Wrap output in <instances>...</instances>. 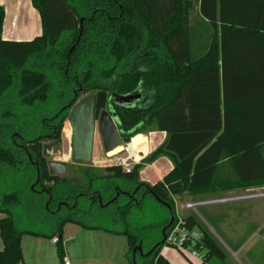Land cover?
<instances>
[{
	"label": "trees",
	"instance_id": "1",
	"mask_svg": "<svg viewBox=\"0 0 264 264\" xmlns=\"http://www.w3.org/2000/svg\"><path fill=\"white\" fill-rule=\"evenodd\" d=\"M32 4L42 34L30 41L2 39L0 8V264L22 263L23 236L56 239L63 264L67 224L125 237L128 263L134 248L149 253L160 243L136 260L170 264L160 254L169 213L150 192L172 207L169 194L193 197L264 186V0ZM201 28L208 43L200 39ZM196 40L206 43L201 54ZM136 91L142 99L132 108L111 103L121 139L144 150L141 133L152 126L165 134L161 146L128 174L111 165L104 169L108 178L86 175V186L49 174L43 142L61 143L75 93L77 98L93 93L98 116L110 94ZM159 157L173 168L153 185L141 183L143 164ZM223 165L231 176L219 175ZM120 175L144 188L143 197L105 206L110 197L100 185ZM92 193L102 206L97 198L87 199ZM186 221L203 235L202 264L214 256L223 260L198 221L192 215Z\"/></svg>",
	"mask_w": 264,
	"mask_h": 264
},
{
	"label": "rangeland",
	"instance_id": "2",
	"mask_svg": "<svg viewBox=\"0 0 264 264\" xmlns=\"http://www.w3.org/2000/svg\"><path fill=\"white\" fill-rule=\"evenodd\" d=\"M190 20L193 22L197 20L196 9L191 12ZM192 24L195 26L194 23ZM199 36L201 40L208 43L206 40L207 32L205 33L203 28L200 29ZM205 42L203 44L200 43L199 40L195 41V48L200 49L198 54H201L204 50L203 48L206 46ZM92 94L93 93L90 92L83 93L80 95L78 101L85 97L92 96ZM153 130L154 127L151 126L148 127L145 132H142L141 134L143 135L141 136L140 141L147 142L146 134L152 133ZM70 138L69 125L65 120L61 131V143L54 145L53 143L51 144L45 141L43 142V145H50L52 149L51 155L46 158L47 161H56L67 165V171L61 177L66 179V181L73 186H86L88 180L86 175L93 178H98V176L108 178L104 172L105 167L113 165L116 160L124 154L121 152L122 154L112 157H110L109 154H105L103 152L101 141L97 134H95L91 161L89 163L75 162L70 156ZM149 140L150 147L157 148L164 142V137L161 134L151 135ZM127 147L129 153L131 150H134L136 155L140 154V152L147 153L148 151V145H146V147L144 146V150H142V148L136 150V148H133L130 143L125 144L122 141L121 148L124 150V148ZM136 157L137 159L140 158V161L145 158L141 155H137ZM167 161H169V159L167 160L165 157H159L153 162V165L144 164L142 168L144 170V175L139 176L140 182H145V184L148 185L152 183L154 184V182L157 181V174L152 166L158 169L161 163H167ZM157 173L161 175V169H158ZM219 175L226 176L227 167L223 165L219 170ZM228 176L230 175L228 174ZM242 190L246 189L229 191L225 194ZM188 197L189 196L184 194L182 196L183 200H181L187 201L190 199H200L210 196L202 195ZM262 204H264V200H254L238 204L199 208L197 209L196 214L190 211L183 213L185 216L187 214L194 215L198 223L209 233L214 242L225 255L223 260L214 256L207 262V264H264V229L259 231L257 236H254V233H257L254 230L256 229V225L260 222V215L256 216L257 219H250L248 214L249 211H253L255 209H257V211H261L262 208L259 206ZM26 227H28V225H26ZM78 231L82 230L74 225H67L64 228V250L66 251V257L70 264H128V259L126 257L128 247L124 237L91 231H82L80 233L81 236L84 237H77L76 232ZM68 237H73L74 241L68 242ZM23 240L25 260L22 255L23 260L20 264H39V262L43 264H60L56 254V248L51 245L49 240L42 239V241L39 242L42 249L36 251V254H34L31 247V242L34 241L33 238L24 236ZM1 250L2 241L0 238V251ZM160 254L170 264H201L197 261L187 259L176 248L168 245L161 249Z\"/></svg>",
	"mask_w": 264,
	"mask_h": 264
},
{
	"label": "water",
	"instance_id": "3",
	"mask_svg": "<svg viewBox=\"0 0 264 264\" xmlns=\"http://www.w3.org/2000/svg\"><path fill=\"white\" fill-rule=\"evenodd\" d=\"M82 22L83 19L80 20V23ZM71 50L72 49H70L69 52H71ZM76 99L77 94H75L69 110V115L66 119L71 132L69 143L71 159L75 162L82 163H89L91 161L95 134H97V136L99 137L103 152L105 154H108L117 147L122 146L119 121L111 108V103H114L115 105L120 107L132 108L135 106L136 102L139 101L140 95L137 92L129 95L110 94L107 100L106 108L102 110L98 114V116H96V118L94 114V96L85 97L83 99H80L79 101H77ZM50 155L51 147L50 145H45L43 147V156L47 158ZM47 167L49 174L52 176H63L65 174L66 165L64 163L49 161L47 163ZM38 181L39 178H37L36 183ZM150 193L154 197V200L161 206H163L169 213V221L161 232L163 241L165 238L166 230L171 227L174 220L173 209L167 202L159 199L157 196L153 195L152 192ZM159 244L156 245L155 248L158 247ZM154 249L142 256H149L154 251ZM136 251H139L141 253V247L138 246L134 248L132 250V254L134 255ZM132 264H136L134 256L132 257Z\"/></svg>",
	"mask_w": 264,
	"mask_h": 264
},
{
	"label": "built area",
	"instance_id": "4",
	"mask_svg": "<svg viewBox=\"0 0 264 264\" xmlns=\"http://www.w3.org/2000/svg\"><path fill=\"white\" fill-rule=\"evenodd\" d=\"M122 153H120L122 155L116 160L113 165L120 168L122 172L128 174L132 171L134 165H137L141 162L140 158L137 159L136 157L140 154L131 155L129 153L128 147L124 148V151H122ZM168 197L172 203L174 220L171 227L168 228L165 232V238L163 240L164 246H172L176 248L187 259H191L202 264L204 263L205 252L202 250V248H199V245L201 243L203 235L199 230L190 229L187 226V216L183 215V213L186 211H190L196 214L197 209L199 208L238 204L254 200H264V187L250 188L238 192L188 201H182L178 196L172 194H169ZM192 216L195 218L194 215ZM52 243L55 244L56 239H53ZM63 264L69 263L68 261L63 260Z\"/></svg>",
	"mask_w": 264,
	"mask_h": 264
},
{
	"label": "crops",
	"instance_id": "5",
	"mask_svg": "<svg viewBox=\"0 0 264 264\" xmlns=\"http://www.w3.org/2000/svg\"><path fill=\"white\" fill-rule=\"evenodd\" d=\"M0 8H2L4 11V21H3L2 33H1L2 39L9 40V41H30L33 38L41 36V34H42L41 17H40L39 12L34 8V6L32 4V0H0ZM157 134L163 135L164 140H165V134L164 133L156 132L154 130L152 133H147L146 135H147L148 151H147V153H143V152L141 153L140 152L141 156L147 157L148 155H150V152L152 153L158 148V147L157 148L156 147L151 148L150 144H149V142H150L149 137L151 135L153 136V135H157ZM149 165H153V162L150 163ZM152 167L156 171V174H157V181L156 182H158V181H161L162 178L173 168V164L170 160L167 161V163H161L158 167V169H161V171H162L161 175L157 173L158 169H156L154 166H152ZM139 173H140L139 176L144 175V170L142 169ZM228 174L231 176L229 169H227V175ZM156 182H154V184ZM143 183H145V182H143ZM150 185H153V183ZM262 187H264V186H262ZM222 193L225 194L226 192H222ZM222 193H217V194L209 195V196L221 195ZM182 196H178V197L180 199H182ZM259 207L262 208L261 211H257V209H255L253 211L248 212L250 219H252V218L257 219L256 216L260 215V218H259L260 222L256 225V229L254 230L257 233H254V236H257L258 232L264 229V204L260 205ZM187 215H189V214H187ZM67 225H73V224H67ZM67 225H65V227ZM74 226H76V225H74ZM76 227L80 228V230H82V231L103 232V231H99V230H87V229H83L79 226H76ZM64 228H63V234H62L64 260L68 261V259L66 257V251L64 250V240H63ZM82 231L76 232V236L77 237L81 236L80 232H82ZM103 233H105V232H103ZM105 234H108V233H105ZM109 235H112V234H109ZM112 236H117V235H112ZM29 237L33 238V240H34L33 242H31V247H32L34 254H36V251H39L42 249V247L39 245V242H41L42 239L43 240H47V239L36 238V237H31V236H29ZM81 237H84V236H81ZM120 237H123V236H120ZM23 238H24V236L21 238V251H22V255H23L24 260H25L24 249H23V242H24ZM73 241H74L73 237H68V242H73ZM125 241H126V239H125ZM50 243H51V245L55 246L52 243V240L50 241ZM126 245H127V242H126ZM39 257H38V259H39ZM68 263H69V261H68ZM39 264H43V263L39 262Z\"/></svg>",
	"mask_w": 264,
	"mask_h": 264
},
{
	"label": "flooded vegetation",
	"instance_id": "6",
	"mask_svg": "<svg viewBox=\"0 0 264 264\" xmlns=\"http://www.w3.org/2000/svg\"><path fill=\"white\" fill-rule=\"evenodd\" d=\"M136 92L140 95L139 91H136ZM75 94H74V96H75ZM78 99L79 98H77L76 100L78 101ZM141 99H142V97L140 96L139 101L136 102L135 105H138L141 102ZM69 110H68V112H69ZM68 115H69V113H68ZM95 118H96V115H95ZM69 133H70V137H71L70 128H69ZM93 146H94V143H93ZM70 156H71V151H70ZM66 171H67V165H66L65 173H66ZM102 184H104V185H100L101 190H103L105 192H108L109 197H110V199L108 200V202H107V204L105 206H108V205H111V204H114V203H116L118 206H119L120 203H122L123 206L128 205L130 202H135L136 203V202H138V201H140L142 199V197H143L142 195H143V193L145 191V189L144 188H141L139 185H136V186L131 185L128 182V180L125 177L121 176V175L118 176L117 179H115V181L114 180H111V181H108V182H104ZM97 190L98 189H95V192H97ZM94 193H92L90 196H88V195L85 194V196L87 197V199H89L92 202H94L95 199L97 198L98 204L100 206H102L101 199H99V197H96L94 195ZM79 194L82 195V193H79ZM63 205L65 207L68 206L67 204L66 205L63 204ZM145 254H147V253H143L142 252V249H141V253L139 251H136V253L134 255L132 254V257L134 256L135 263L136 264H140L136 260V255L142 256V255H145ZM128 264H132V258L130 260V263H128Z\"/></svg>",
	"mask_w": 264,
	"mask_h": 264
},
{
	"label": "bare ground",
	"instance_id": "7",
	"mask_svg": "<svg viewBox=\"0 0 264 264\" xmlns=\"http://www.w3.org/2000/svg\"><path fill=\"white\" fill-rule=\"evenodd\" d=\"M118 148H119V149H118ZM117 149H118V150H117ZM122 151H124V150H123V148H121V146H120V147H117L116 149H114L113 151L109 152L108 154L110 155V157H112V156H115V155L120 154ZM130 154H131V155H136V153H135L134 150H131V151H130Z\"/></svg>",
	"mask_w": 264,
	"mask_h": 264
}]
</instances>
